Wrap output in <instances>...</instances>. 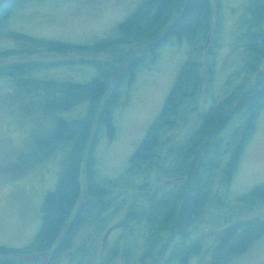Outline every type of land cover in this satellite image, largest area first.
<instances>
[{
	"label": "rangeland",
	"instance_id": "obj_1",
	"mask_svg": "<svg viewBox=\"0 0 264 264\" xmlns=\"http://www.w3.org/2000/svg\"><path fill=\"white\" fill-rule=\"evenodd\" d=\"M34 1L22 4L13 13L12 19L10 18L8 23L9 30L26 34L36 40L76 46H93L106 40L109 42L113 38H116L114 40L116 41L119 38L118 26L144 0ZM254 1L211 0L212 26L211 34L209 32L211 38L208 49H204L207 38L202 39L201 36L195 39V42L187 41L183 45L178 44L176 38L177 41L172 38L169 45H164L156 50L153 60L148 58L146 63L144 62L134 70L133 75L128 76L131 80L129 84L124 77L125 80L123 79L124 81L116 87V83L120 81H116L115 76L121 69L120 64L123 61L120 54L83 56L80 55L81 53L63 55L53 52L52 55L45 57L48 60L59 57L62 62H66L67 59L105 62L104 73L109 76V79L114 76L111 93L99 104V111L95 110V112L98 111V114L93 121L90 133V144L94 143L95 147L93 167L96 180L106 183L120 181L122 184L129 182L130 176L127 174V168L130 161L160 115L181 68L188 61L200 62V65L206 69L213 68V73L210 76L213 78L212 83L205 75L206 83L211 84L207 88V102L220 101L232 91L237 92L238 96H243L251 93L255 86L264 82V57L260 62H255L251 53L248 52V48L243 46L247 44L243 40L245 34L249 32L248 25L251 21L247 8L251 7ZM257 31L264 34V23ZM3 32L0 31V34L3 35ZM10 44L14 46L19 42L0 37L1 50L6 49ZM128 47L135 53L142 50L140 44L123 46L120 50L123 53ZM262 50L264 51V48ZM4 61L9 60L0 61V66H3ZM66 70L69 69L50 70L48 74L63 76ZM74 72L80 83H86L87 80L91 81L100 75L93 66H89L87 69L76 68ZM70 73L71 70L68 74ZM6 84L8 85V83ZM236 101L237 98L234 99V102ZM111 102L114 104L109 107ZM87 105L83 104L65 112L61 117L67 121L84 118L89 111ZM106 110L111 118V127L108 129L101 122V115ZM44 118V106L33 101L31 103L24 102L23 95H20L19 92H8L7 86L0 82V248L28 250L32 254L37 252L36 241L42 227L44 201L49 193L56 190L65 171L72 144L67 146V152L57 151L49 157L50 160H40V157H43L46 152L41 153L37 150V142L46 138L49 123H51L49 117L45 118L46 120ZM185 122L187 121L184 119L180 120L177 128L164 131L160 142V147L163 146L160 152L161 157L167 155L170 150L176 149L185 140L187 126ZM237 123V121H232L224 126L223 131L219 134V140L229 139L232 133L239 136L241 131H238L239 128L236 129ZM248 138L237 168L231 174H225L224 158L220 160L216 173H214L215 181L217 180L218 183L216 185L214 182L209 188L211 196L208 206L209 214L199 216L198 234L195 236L197 246L202 240L208 247L206 257L201 260L203 263L209 262L215 254L218 236L225 229L239 223L232 218V214H237L236 211L240 210L237 207V201L255 187L264 184V107L258 113L255 128L249 133ZM234 145L235 142L228 152ZM84 167L83 164L81 169ZM153 170L141 182L135 183L131 187L132 190L129 193L132 196L141 192L139 187L141 188L145 184H149L153 190L163 181L173 180L177 177V174H165L164 169H160V171L155 168ZM141 178L142 176L136 177L138 181ZM84 180L86 179L83 173L80 177L81 202L86 199L84 197L86 192ZM175 188L168 191H176ZM149 197L145 198L146 204ZM119 207L118 215L117 210L113 209L115 213H111L105 221L92 228L100 233L90 235L88 231L89 235H83L80 237V241L90 244L99 239V243H101L106 230L116 223H123L127 220V214L131 209L127 206ZM263 212L264 206L255 216L243 218L241 222L249 221L252 217H259ZM218 213L219 219H217ZM262 218L264 216L256 218V220L262 221ZM209 219L211 223L205 226L202 222ZM101 228H103L102 231H100ZM130 233L136 235V238L133 236L135 240L137 238L139 241L144 240L147 235L145 224L133 222ZM113 235L112 244L115 245L116 241L125 235V232L120 230ZM169 237L170 235L163 237V245L169 240ZM192 245L193 248L196 246L193 242ZM92 246H94L93 243L80 248L84 251L81 257L78 255L80 250L78 249L67 252L64 259L61 256L54 258L53 262L54 264H100L104 262L106 256L100 257L104 251L95 250L101 258L99 261L98 257L91 254L94 251ZM3 254L0 256H4L9 261V256ZM120 254L122 253L118 252L119 257ZM92 255L93 257H91ZM231 264H264V230L260 239Z\"/></svg>",
	"mask_w": 264,
	"mask_h": 264
},
{
	"label": "trees",
	"instance_id": "obj_2",
	"mask_svg": "<svg viewBox=\"0 0 264 264\" xmlns=\"http://www.w3.org/2000/svg\"><path fill=\"white\" fill-rule=\"evenodd\" d=\"M210 1L194 0L190 14L176 29L177 33L179 32L180 35L188 37L192 42H195V39H198L200 36L202 39L207 38L212 26ZM28 2L35 1L3 0L0 3V31H4L3 35L0 34V37L19 42V44H15L14 46L10 44L6 49H0V61L7 59L16 61L0 66V81L5 80L9 84H12L11 87H8V92H19L20 95H23L24 102L31 103L33 101L36 104L44 106L45 118L49 117L51 123H49L46 138L43 141L40 140L37 142V150L41 153L46 152L44 156L42 155L43 157H40L41 161L50 160L49 157L57 151L67 152V146L73 145L70 147V156L65 171L56 186V190L49 193L44 201L42 208V227L36 241L37 252L53 247L60 237L67 220L77 212V216L73 219V226L70 227L68 234L64 238V249L61 252L57 251V254L55 251L54 258L61 256L64 259L65 254L71 251L70 236L72 238L73 235L71 234L73 231L83 228H93L100 222L105 221L108 215L115 213L113 212L115 200L110 201L107 196L108 194H105L108 184L111 183L104 184L95 179L93 167L95 147L94 143L90 144L92 124L95 117H97L100 108L99 104L106 97L110 79L104 73L105 62L99 63L90 61L89 59L77 62L76 60L72 61L68 59L61 66H58V68L52 66L50 62L40 63L34 61L35 59L28 63L23 62L28 57L33 58L39 54L45 56L52 55L51 53L53 52H59L63 55L68 53L71 55L81 53L80 55L83 56L120 54L124 61L126 58H130L131 55L135 54V52L128 47L122 53V50H120L121 47L140 44L142 48L147 43L157 40L165 32V29L168 28L169 23L181 13L186 0H144L118 26L117 34L119 38L116 41H114L116 38H113L109 42L106 40L96 43L93 46H76L54 41L36 40L26 34L15 33L9 30L8 23L13 13L22 4ZM247 11L250 14L251 21L248 25L249 32L244 36L243 42L247 43L244 46L248 48V52L251 53L254 61L260 62L261 58L264 57V51L262 50L264 48V34L257 31V29L264 23V0H255L251 7L247 8ZM140 61L141 59L135 62V64H138V67L141 64ZM75 62H77L79 68L95 67L99 71V77L91 80L89 83L74 85L66 83L61 85L43 84L41 88L43 93L29 90L27 86L29 81L26 78L34 79L39 75V72L46 71L48 73L55 68H66V66L75 64ZM212 73V67L206 69L200 65V62H187L183 65L160 115L130 161L127 174L130 176L129 183L131 185L141 182L155 168L159 170L164 169V173L168 175L173 173L177 174V176H191L192 172L189 167H192L195 163V148L199 143V139L194 138L191 141L184 140L176 149L167 151V155L162 157L160 152L163 146L160 147V142L164 131L177 128L178 122L182 117L181 114H183V110L187 107L188 103L195 97L201 95L202 89L205 86L211 85L206 83L205 75L209 77L208 80L210 79L212 83L213 78H210ZM83 104H88L89 109L84 118L67 121L61 117L65 112L78 108ZM113 104L114 102H111L109 107H112ZM263 107L264 91L252 99L248 98L244 104V111L250 113V116L254 115L257 117ZM97 109L98 111L95 112ZM101 122L105 128L108 129L111 127V118L107 110L101 115ZM206 126L208 131H210L216 126V121H210ZM223 129L224 127L220 128L219 125V134ZM235 135V133H232L229 139L219 140V144L214 145L205 154L202 161L204 171L199 174L200 180L203 182V188L200 189V193L197 195L196 205L198 207L202 206V201L210 199L209 188L211 181L215 179L216 175L214 173H216L220 160L226 157L228 151L233 146ZM83 164L85 167L81 169L83 168ZM234 165V159L231 158L225 174L233 170L235 168ZM83 173L86 179L84 180L86 182L85 189H87L84 195L85 198L88 196L87 199H90H85L81 202L80 177ZM137 176H142V178L138 181L136 179ZM113 187L115 186L113 185ZM140 189L142 197H135L134 202L129 204V208L134 207L128 212L127 220L120 224V228L125 232V235L122 237H126L128 249L120 254V257L117 251L115 253L104 250L100 257L103 258L106 256V258L100 264H117L118 261L132 264L138 257L140 251H142L143 255V264H150L152 261H155L158 253H160L159 246L162 244L163 237H165L161 234L164 231H173L175 228L183 225L185 212L181 207L185 199H187V187L186 189L184 187L179 192H175L173 197L171 193L166 194L161 200L153 204L150 209H148L145 203V198L149 196L152 188L149 184H145L141 188L139 187ZM130 196L132 195H129L128 199ZM250 196L252 198L251 200H256L254 201V205L264 201V187L256 189ZM104 198L112 204V210L108 214L107 212L104 214L108 208H106L107 201ZM128 199L124 201L125 205L128 204ZM79 203V208L75 211V207ZM138 206L142 208H138ZM116 213L117 215L120 213L119 209H117ZM133 222H143L145 224L147 235L144 240L139 241V238L135 240L136 235L130 233ZM84 223L88 225L84 227ZM263 230L264 224L258 220L240 223L239 225L225 229L219 235V252L214 257L213 264H231L240 258L260 239ZM93 250L91 254L98 257L100 259L99 261H101V258L95 252L96 249ZM15 252L19 251L5 249L3 247L0 248V253H5L3 255ZM21 252L24 254L32 253L28 250ZM83 254L84 251L80 249L78 255L81 257ZM0 264H8V260L6 259L5 261V257L0 256Z\"/></svg>",
	"mask_w": 264,
	"mask_h": 264
},
{
	"label": "flooded vegetation",
	"instance_id": "obj_3",
	"mask_svg": "<svg viewBox=\"0 0 264 264\" xmlns=\"http://www.w3.org/2000/svg\"><path fill=\"white\" fill-rule=\"evenodd\" d=\"M170 25L171 24H169V26ZM217 25L219 26V23H217ZM210 34H211V32H210ZM210 34L207 36L206 45L204 46L205 50L208 49V46L210 43V38H211ZM172 38H173V40L177 39L178 44H180V45L185 44V42H187V41H189V42L191 41V39H189L186 36L180 35V33L179 32L177 33V30H175L172 33V35L163 44L159 45L158 47L151 48V49L145 51L156 40L147 43L146 46H143L141 48L142 49L141 52L135 53V54L131 55L130 58H126L124 61H121L120 67L126 66L127 70H126L123 78L120 80V82L116 83V87L119 86V84L121 82H123L125 79H127V82L129 84V81H131V80L128 78V76L133 75L136 67L138 68V66H137L138 64H135V62L137 60L141 59L140 66L143 65V63L148 58H152V60H153V58L156 55V53H155L156 50L163 47L164 45H169ZM241 46H242V44H241ZM45 57H46L45 55L39 54L33 58H31V57L26 58L27 60H25V62H23V63H28V62H31V60L35 59L34 61L40 62V63L50 62V64H52V66H54L56 68H58V66H61V64L63 63L61 61V58L59 59V57L57 58L58 60L57 59L48 60ZM7 60H9V61H4L3 65H7L8 62L9 63L16 62L15 60H11V59H7ZM72 61H74V60L72 59ZM77 62H75V64L66 66V68H68L69 70L64 71L65 75L63 74V76H51L46 71H43V72H39V75L34 79L26 78V80L29 81L27 84L29 90H34L37 93H43V90L41 89L43 84L49 85V83L55 84V85H61V84H65V83L70 84V85L80 84L78 76H75V72H74V69L79 68V65L77 64ZM19 64H21V62H19ZM85 68L86 67H84V69ZM87 68H89V67H87ZM38 70H36V71H38ZM70 70H71V73L68 74ZM124 77H125V79H124ZM84 79H86V78L84 77ZM88 81L89 80H87L86 83L90 82V81L89 82ZM0 82H3L5 84V86H7V89H8V87L12 86V84H9L5 80H1ZM113 82H114V76H112L111 79L109 80V83H108L109 86L107 88L106 96L111 93V91H112L111 86L113 85ZM6 83H8L9 86ZM210 86L211 85H209V87ZM207 88H208V86H205L202 89L201 95L195 97L193 100H191L188 103L187 107L183 110V114H181L182 117L180 119V120L184 119L185 121H187V122H185V123H187L186 131H185V134H186L185 140L191 141L194 138L199 139V143L196 145V148H195V152H196L195 158H194L195 163L192 167H189L191 169V172H192L191 176H189V177L184 176V175L177 176L175 179L169 180V181H175L170 186H165L163 184L165 181H163L160 186H158V185L155 186L153 188V190H151L149 193L150 197H149V200L147 203L148 209H150L151 206L153 204H155L158 200H161L166 194L171 193L172 197H173L175 192H179L184 187H185V189L187 187V199H185V202L183 203V206L181 207L185 212V216H184L185 221H184L182 226L175 228L173 231H167V232L164 231L161 234L165 237L167 235H170L169 240H167L166 242L164 241L165 242L164 245L162 242V244L159 246V252L160 253H158L155 261H152L150 264H213L214 257H216L217 252H219V239H218V244H217L215 254H213V256L210 258L209 262L203 263L201 260L203 259V257H206L205 255L208 252L206 249L208 247L205 246V244L202 240H200L198 246L195 244L196 243L195 236H196V234H198V227L197 226H199V222H200L199 216L203 215V214H206V215L209 214L208 206H209V200L210 199L206 200V201H202L203 203H202L201 207H198L196 205L197 198H198L197 195L200 193V189L203 188V182L200 180V176H199V174L204 171V164L202 161H203V158L205 157V154L214 145L219 144V125H220V128H222V127L226 126L229 122L237 121L238 123H237L236 129L239 128L241 133L239 136H238V134H236L235 145L232 148V150L230 152H228V154L226 155V157H225L226 160L224 159L225 164H223L224 172H227V166H228L231 158H233L234 163H235V165H234L235 168H233V170H235L237 168L238 162L240 161V158L243 154L244 148L246 147V145L248 143V140H249L248 135H249V133H251L254 130L255 122L257 120L256 116H254V115L250 116L251 115L250 113L244 111V109H245L244 104L248 98L252 99L255 96H257L258 94H260L262 91H264V82L262 84H260L259 86H255L251 93H247L243 96H238L239 94L237 92L232 91L231 93L224 96L220 101L218 100V101H212V102L206 101L207 100ZM116 92H118V91H116ZM235 98H237L236 102H234ZM204 99H205V101H204ZM210 121H212V122L216 121V126L213 127L210 131H208L206 124L209 123ZM185 123H183V124H185ZM249 125H251V126L249 127V129L246 130V128ZM233 170H231L228 174H231L233 172ZM219 172H220V170H219ZM216 181H214V182L217 185L218 182H216ZM101 183L108 184L106 182H101ZM129 184H130L129 182L122 184L120 181L117 183L114 182V183L108 184L107 190L105 192H106V194H108L107 196H108L110 201L115 200V204H114L113 209L117 210L120 208L119 206L124 208L128 205L127 207H129V204H132L134 202L135 197H137V198L142 197V193L138 192L136 194H133V196H130L128 199V196L131 195L129 193V188H130V190H132L131 187L133 186V185H131V184L129 185ZM113 185L115 187H113ZM261 187L263 188L264 184H261L260 186L255 187L250 193L243 196L242 198L243 199L245 198V200H241L242 199L241 198L238 200L239 202L237 201V203H238L237 207L240 208V210L236 211L237 214H232V218L236 219L239 222L237 225H239L240 223L252 222V221H255L256 218L264 216V212H263V213H261V215L259 217H252L251 219H249V221L241 222V220H243V218L255 216V214L259 211V209L264 206V201H261V202H259V204L254 205V201H256V200L255 199L251 200L252 198L250 196L253 191H255L256 189L261 188ZM173 188H175V190L176 189L177 190L176 191H168V190L173 189ZM135 189H136V186H135ZM85 190L87 192V189H85ZM155 192H157V195L155 196L154 200L151 201V197ZM84 197H85V195H84ZM87 197H86V200H89L90 198L87 199ZM126 199H128V204L126 206H123V205H125L124 201ZM247 200H248V202H247ZM242 201H245V202H242ZM250 201H252V202L250 203ZM107 203H108L107 204L108 208L105 210L104 214H106V212L108 214L112 210L111 202L107 201ZM79 205H80V203L75 207V211L78 210ZM133 207L134 206H132L131 208H133ZM131 208H129V209H131ZM138 208H142V207L138 206ZM217 209H219V207H217ZM138 214H141V213H138ZM76 216H77V212L75 214H73V216H71L67 220V222L65 223V225L63 227L64 229H63L60 237L58 238L56 244L53 247L43 249L39 252H35V254H38V253L45 251V250H49L51 252V259H50L49 264H54L53 259L55 257V251L57 254V251L61 252L64 249L63 248L64 247L63 246L64 238L68 234L70 227L73 226V219ZM127 216H128V214H127ZM217 219H219V213L217 214ZM258 221L260 223H263L264 218H262V221L261 220H258ZM202 223L205 224V226H206L207 224H210L211 222L209 219L208 221L205 220ZM120 224L121 223L114 224V225H118V228L113 233H111V235L109 236V238L105 244H103V239H104V236L108 230H106V232L104 233L102 240H101V243H99V239H96L95 241L91 242L90 244H88V242L80 241V237H82L83 235L84 236L89 235V234L92 235L94 233H99V232H97L96 230H94L92 228H83L80 230L73 231V233L71 234V235H73L72 238L70 236L71 251H74V250L76 251L82 247L90 246L93 243V245H94V246H92L93 249H100V251L108 250L110 252L117 251L120 253H124L128 249L127 239H125V237H122L118 241H116L115 245H113L114 243L112 244V241L114 238L113 234L117 231L122 230L120 228ZM72 229H74V228H72ZM88 231H89V234H88ZM218 238H219V236H218ZM89 242H90V240H89ZM192 242L194 245H196L194 248H193ZM176 254H178V255H176ZM25 255L26 254H24L21 251L15 252V253H10V254L6 255V256H9V259H10L8 261V264H41V262H42L41 259L37 260V261H24L21 258ZM142 256H143L142 251H140L138 254V257L136 258V260H134L132 262V264H143ZM168 260L169 261L171 260V261L169 262ZM4 263H6V262H4ZM117 264H126V263L123 261H118Z\"/></svg>",
	"mask_w": 264,
	"mask_h": 264
},
{
	"label": "water",
	"instance_id": "obj_4",
	"mask_svg": "<svg viewBox=\"0 0 264 264\" xmlns=\"http://www.w3.org/2000/svg\"><path fill=\"white\" fill-rule=\"evenodd\" d=\"M3 0H0V3ZM193 2L194 0H186V4L183 7L181 13L179 14V16L173 21V23L168 27V29L165 31V33L158 38L155 42H153L145 51L151 49V48H155L158 47L159 45L163 44L171 35L172 33L179 27V25L188 17V15L191 12V9L193 7ZM209 41V40H208ZM127 70L126 66H123L119 72L117 73V75L115 76L116 81H120V79L123 77V75L125 74ZM175 181H165L163 184L165 186H170L174 183ZM157 195V192H155L152 197H151V201L154 200L155 196ZM118 228V225H113L112 227H110L108 229V231L106 232L104 239H103V244L106 243V241L108 240L109 236L111 235V233H113L116 229ZM24 261H37V260H42L41 264H49L50 259H51V252L49 250H45L43 252H40L38 254H29V255H25L21 258Z\"/></svg>",
	"mask_w": 264,
	"mask_h": 264
},
{
	"label": "bare ground",
	"instance_id": "obj_5",
	"mask_svg": "<svg viewBox=\"0 0 264 264\" xmlns=\"http://www.w3.org/2000/svg\"><path fill=\"white\" fill-rule=\"evenodd\" d=\"M214 181H215V179H213V180L211 181V184H210V185H212V184L214 183ZM105 194H106V193H105ZM104 197H105V196H104ZM104 200H105V198H104ZM105 201H106V200H105ZM107 204H108V203H106V208H107ZM94 223H95V222H94ZM87 225H88L87 223H84V224H83L84 227H86Z\"/></svg>",
	"mask_w": 264,
	"mask_h": 264
}]
</instances>
